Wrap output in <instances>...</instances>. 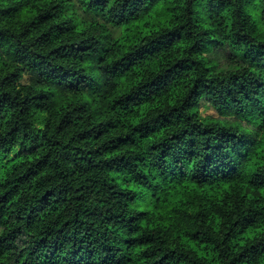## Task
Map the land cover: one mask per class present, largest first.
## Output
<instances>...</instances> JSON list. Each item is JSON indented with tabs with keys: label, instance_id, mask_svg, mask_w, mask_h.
<instances>
[{
	"label": "trees",
	"instance_id": "16d2710c",
	"mask_svg": "<svg viewBox=\"0 0 264 264\" xmlns=\"http://www.w3.org/2000/svg\"><path fill=\"white\" fill-rule=\"evenodd\" d=\"M262 229L264 0H0V264H264Z\"/></svg>",
	"mask_w": 264,
	"mask_h": 264
},
{
	"label": "rangeland",
	"instance_id": "374dc122",
	"mask_svg": "<svg viewBox=\"0 0 264 264\" xmlns=\"http://www.w3.org/2000/svg\"><path fill=\"white\" fill-rule=\"evenodd\" d=\"M35 80H36L35 77H33L29 74H25L22 82L23 83H33ZM199 110H200L202 116H211V117L216 116L215 111L208 105V103L206 102L205 99H202L199 102Z\"/></svg>",
	"mask_w": 264,
	"mask_h": 264
},
{
	"label": "snow or ice",
	"instance_id": "6c2138e0",
	"mask_svg": "<svg viewBox=\"0 0 264 264\" xmlns=\"http://www.w3.org/2000/svg\"><path fill=\"white\" fill-rule=\"evenodd\" d=\"M257 2H259V0H257ZM92 82H89V81H84L82 82L81 84V88L84 89V88H89V87H92ZM262 232H264V229L261 230ZM264 238V237H262Z\"/></svg>",
	"mask_w": 264,
	"mask_h": 264
}]
</instances>
